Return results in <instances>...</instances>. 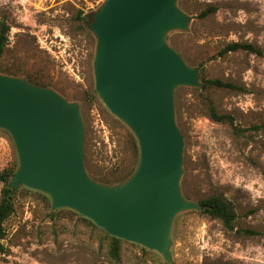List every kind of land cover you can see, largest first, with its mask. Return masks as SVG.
Instances as JSON below:
<instances>
[{
  "label": "rangeland",
  "instance_id": "obj_1",
  "mask_svg": "<svg viewBox=\"0 0 264 264\" xmlns=\"http://www.w3.org/2000/svg\"><path fill=\"white\" fill-rule=\"evenodd\" d=\"M103 0H0V23L9 25L0 72L32 78L78 101L86 128V164L97 181L114 184L137 166L131 130L113 116L94 91L96 37L84 16ZM193 19L188 31L170 34L186 61L203 79L232 87L176 91L178 124L185 135L184 194L195 201L219 195L236 209L235 227L202 210L175 221L173 264H264V0H179ZM209 12L201 16V12ZM248 42L257 51L221 53L230 42ZM33 83V82H32ZM230 113L241 129L212 120L205 97ZM17 162L8 131L0 128V171ZM3 184L0 183V199ZM6 220L0 264H158L161 254L123 240L119 259L110 238L74 210L52 207L35 190L14 195ZM144 249H143V248Z\"/></svg>",
  "mask_w": 264,
  "mask_h": 264
},
{
  "label": "water",
  "instance_id": "obj_2",
  "mask_svg": "<svg viewBox=\"0 0 264 264\" xmlns=\"http://www.w3.org/2000/svg\"><path fill=\"white\" fill-rule=\"evenodd\" d=\"M192 19L179 0H103L86 15L96 37L94 91L139 149L136 168L119 183L89 174L78 101L0 72V128L11 135L18 157L10 196L20 187L42 192L54 209L74 210L173 264L177 216L203 208L183 192L186 139L176 108L179 87H202L201 69L169 39L188 31Z\"/></svg>",
  "mask_w": 264,
  "mask_h": 264
},
{
  "label": "trees",
  "instance_id": "obj_3",
  "mask_svg": "<svg viewBox=\"0 0 264 264\" xmlns=\"http://www.w3.org/2000/svg\"><path fill=\"white\" fill-rule=\"evenodd\" d=\"M208 12H209V10H205V11L201 12L200 15L204 16ZM83 18H84L85 22L88 23L86 20V16H84ZM9 29H10V27L8 24H6L5 22L0 23V55L6 46L8 36H9L8 35ZM238 49L257 51V48L251 43L235 41V42H230V43L226 44L225 47L221 50V53L223 54V53L238 50ZM29 80L36 85L46 86V84L40 82L39 80H34L32 78H29ZM202 86H203V89H206L209 86L232 87V88L235 87V85L231 82L223 81L221 79H211V78L203 79ZM205 99L207 102L208 115L212 120H214L216 122L229 123L233 127V130L235 132H239L241 130L237 126V124L235 123V118L232 114L226 113V112H220L210 97L206 96ZM253 127L256 129H263L264 123L255 125ZM133 147H134L137 155H139L138 144H137V141H135V140H133ZM17 166H18V157H17V162L15 164L7 166L2 171H0V183L3 184L2 190H1L2 194H1V199H0V249L1 250L5 249L2 242L7 237V229L5 226V222L15 211V201H14L15 198L13 195L10 196V192L13 190L10 182H11V178H12ZM126 178L120 180V182L125 180ZM95 180H96V178H95ZM21 189L31 190V189L26 188V187H20V188L15 190V193ZM36 192H39V191H36ZM40 193L49 199V197L46 194H44L42 192H40ZM199 203L203 206L202 212L209 214L213 218L220 219L223 222V224L229 229H233L235 227L234 223H235V219L237 217V212H236L234 204L231 201H228L219 195H211L207 198L200 200ZM58 211L59 210H57L55 212H58ZM82 218L84 220L89 221L95 227H98L91 220H89L83 216H82ZM98 228L101 229L110 238V241H111L110 242V253L113 256V258L119 259L120 250H121V243H122L123 239L117 238L115 236H111L102 228H100V227H98ZM158 264H167V263L161 261Z\"/></svg>",
  "mask_w": 264,
  "mask_h": 264
}]
</instances>
